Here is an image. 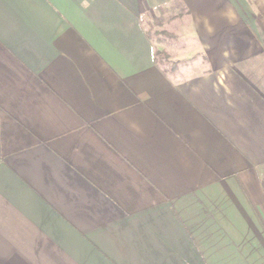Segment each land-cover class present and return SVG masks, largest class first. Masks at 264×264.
<instances>
[{
    "label": "crops",
    "instance_id": "0c3cea01",
    "mask_svg": "<svg viewBox=\"0 0 264 264\" xmlns=\"http://www.w3.org/2000/svg\"><path fill=\"white\" fill-rule=\"evenodd\" d=\"M262 52L264 0H0V264H264Z\"/></svg>",
    "mask_w": 264,
    "mask_h": 264
},
{
    "label": "trees",
    "instance_id": "16d2710c",
    "mask_svg": "<svg viewBox=\"0 0 264 264\" xmlns=\"http://www.w3.org/2000/svg\"><path fill=\"white\" fill-rule=\"evenodd\" d=\"M162 33L166 34V31H162ZM148 36L150 37L151 41H154L157 44V46H159V44L163 42L162 37L153 38L151 31H148ZM154 57L156 60H158V57H167V54L164 51V49L158 47L154 51ZM236 67L241 72H243V74L248 79H250L262 92H264V52H262L259 57L244 60L238 63ZM0 161H1V156H0ZM262 186L264 187V177L262 178Z\"/></svg>",
    "mask_w": 264,
    "mask_h": 264
},
{
    "label": "rangeland",
    "instance_id": "374dc122",
    "mask_svg": "<svg viewBox=\"0 0 264 264\" xmlns=\"http://www.w3.org/2000/svg\"><path fill=\"white\" fill-rule=\"evenodd\" d=\"M158 9L154 10L155 11L154 15L151 16L152 19H150L148 16H146V17H142V20L146 23H149L150 31L152 32L153 38L162 37L163 38L162 41L171 40V38L173 37V34H171L170 32H167V30L164 28V25L162 24L163 19H162V17L158 16L159 15ZM172 9H173V7H172ZM167 15H170V23H172V24H176L177 22L181 21V19H184V21L187 20L185 15L183 16V18L181 17V15L180 16H173L172 13L170 14V12ZM162 31H166V34H163ZM182 52L183 51H180V53H182ZM184 55H187V54H184ZM169 58L170 57H158V60L162 63L163 62L166 63L167 65H171L169 63V60H168ZM172 65H177L176 61H173Z\"/></svg>",
    "mask_w": 264,
    "mask_h": 264
}]
</instances>
